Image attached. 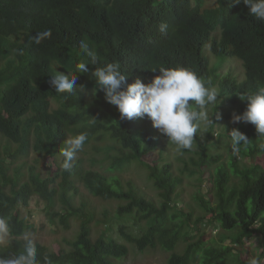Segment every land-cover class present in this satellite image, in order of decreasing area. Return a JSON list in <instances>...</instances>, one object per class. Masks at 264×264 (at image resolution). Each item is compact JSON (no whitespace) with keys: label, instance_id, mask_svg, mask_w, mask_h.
<instances>
[{"label":"trees","instance_id":"1","mask_svg":"<svg viewBox=\"0 0 264 264\" xmlns=\"http://www.w3.org/2000/svg\"><path fill=\"white\" fill-rule=\"evenodd\" d=\"M161 25L167 26L163 32ZM48 29L51 37L35 44L37 32ZM81 41L95 53V64L81 50ZM209 54L216 57L215 63ZM233 59L245 68L244 81L232 72L220 75ZM80 62L88 63L87 73L77 71ZM107 63L120 65L126 84L137 78L150 83L159 74L152 70L159 67L188 68L217 90V105H222H215V113L225 110L221 119L230 121L237 106L246 110L243 96L264 86V21L250 15L243 2L233 4L232 0H0V217L7 220L11 233L5 244L0 242V256L23 251V236L34 225L22 213L35 200H43L52 220L59 217L69 229L71 219L76 218L81 226L69 250L56 252L36 243L40 264H46L45 256L50 264H114L113 260L127 258L130 247L110 235L113 226L93 237V222L109 223L97 221L85 203L78 206L82 188L105 201L123 202L117 210L118 233L141 252L159 246L175 250L183 238L179 231L186 224L192 226L190 212L181 213L185 220L179 224L175 223L179 215L170 216L178 213L176 203L185 192V177L191 170H175L170 154H156L160 140L149 119H122L118 109L106 102L93 73ZM57 72L78 77L76 94L55 92L50 81ZM92 118L95 124L89 123ZM215 124L220 121L214 117L212 127ZM230 124L224 134L226 143H230L233 128L251 141L239 153L230 149L227 167L216 169L219 204L213 207L199 199L212 215L210 222L218 221L223 232L211 243L206 244L204 236L193 242L190 238L198 234L197 226L205 219L195 222L194 236L188 232L184 236L188 242L185 253H173L169 264L225 263L235 251L233 245L243 246L252 237L260 239L264 250V166L252 163L257 155L264 158V150L254 125ZM212 127L205 141L209 148L216 145ZM80 132L88 134L81 158L73 161L71 171H65L61 149L67 136ZM195 139L203 148L198 135ZM34 154L43 156L46 175L32 162ZM87 155L92 166L98 163V155L103 156L112 163L109 171L118 175L87 168ZM246 158L250 163L240 168ZM191 161L201 174L206 173L204 168L210 164L206 148L198 153V160ZM136 162L148 170L162 199L159 204L122 177L121 171ZM51 164L57 166L54 177ZM57 202L67 210L65 215L50 211ZM134 214L146 223L140 237L128 233L123 225ZM261 256L264 260V251ZM236 258L239 264H248L240 254Z\"/></svg>","mask_w":264,"mask_h":264},{"label":"clouds","instance_id":"2","mask_svg":"<svg viewBox=\"0 0 264 264\" xmlns=\"http://www.w3.org/2000/svg\"><path fill=\"white\" fill-rule=\"evenodd\" d=\"M241 2L249 8L250 15L257 20L264 21V0H232L233 4ZM166 27V25H161L160 30L163 32ZM51 35L50 29L37 32L33 42L39 45L42 41L49 39ZM80 48L91 58V63L97 62L95 53L89 50L87 43L81 41ZM209 60L215 63L216 57L209 54ZM236 64L240 65L242 76L235 73L233 68ZM77 71L87 73L88 63L80 62L77 65ZM152 71H158L159 74L154 76L148 84L143 83L139 78L134 83L126 84V77L121 74L118 63H107L102 67H97L93 75L97 79L98 89L105 94L106 102L118 109L122 119L147 118L151 121L152 127L157 129L159 140L160 136L170 140L177 146L178 151L190 150L194 144V137L201 127L207 128L213 125L214 117L220 123L222 122L221 114L225 110L215 113V110L222 105V103L217 105V90L206 85L203 78L185 67H159ZM230 72L239 78V81L245 80V68L240 60L233 59L225 64L220 70V75L225 76ZM77 79L78 77L72 73L57 72L51 79L50 85L56 93L76 94ZM79 90L83 91L84 86H79ZM95 91L93 90V95H95ZM241 100L247 102L246 110L240 115H232L230 123L254 125L258 137L261 139L259 147L264 150V86L244 95ZM228 122L226 120V123ZM89 123L95 124L96 119L92 118ZM216 125L211 126L214 131ZM214 131L212 135L218 137L220 134L214 133ZM87 139V132L67 136L64 147L61 149V155L64 158L62 168L65 171H71L73 161L77 153L83 150ZM250 141L239 129L231 130L230 146L234 154L239 153L242 147L249 145ZM161 152L166 156L170 154L167 149L162 147L160 140V147L157 148L156 154L160 155ZM10 237L9 224L4 217H0V242ZM23 240L25 242L23 251L11 257L0 256V264H40L35 240L29 234H24ZM233 247L236 249L235 247L239 246L233 245ZM44 260L46 264H50L48 257L45 256ZM248 264H262V262L257 257H251Z\"/></svg>","mask_w":264,"mask_h":264},{"label":"rangeland","instance_id":"3","mask_svg":"<svg viewBox=\"0 0 264 264\" xmlns=\"http://www.w3.org/2000/svg\"><path fill=\"white\" fill-rule=\"evenodd\" d=\"M233 69L237 75L242 76V69L239 64L234 65ZM53 105L54 107H57L56 103ZM240 108L241 104L236 107L233 115L242 114L243 112ZM221 121L222 122L218 126H215L214 131V133H219L220 135L218 137L212 135L214 139L213 141L216 145L210 148V144L206 146L205 141L209 135L212 125L207 128L201 127L196 134L199 136L203 148L199 146V141H197L194 137L192 149H183L178 151L177 146L174 143L163 137L161 138L160 136L161 145L169 151L171 155L169 160L173 163L175 170H180V168L185 169L187 167L191 171H197L196 173H192L191 171L187 172L188 174H186L184 186L185 192L183 193L180 201L178 200L176 203L178 213H170L171 218L173 214L180 216L179 219L175 220V223L177 224L181 223L182 220H185V217L183 218V216H181L183 211H185V213L190 212L192 216V226H188V224H186L183 229L179 231V235L181 236L182 234L183 238H181L177 248L173 251H168L159 246L156 249L148 248L144 252H141L135 245H132L125 239H122L118 233L117 221L119 220V217L117 210L123 205V202L118 200L105 201L94 197L85 188H82V193L78 199V206H82L85 203L89 209L95 212L97 221L106 220V222L109 223L105 224L103 222L104 224H97L96 222H93V237L98 238L107 231L108 226H113L114 230L110 233V235L114 236L119 242L130 247L129 256L127 258L113 260L114 264H169L173 253H185L188 247V242L185 240L184 236L186 232H188L190 236H194L195 231H193V229H195V222L202 219H205V221L197 226L199 228V232L197 235L190 238L192 239L191 241H199L200 239H203L204 236L203 241L207 244L208 242L211 243L214 241V239L218 240L220 238V234L223 232L221 224L216 220L210 222L212 215L207 214L205 207L199 199L202 198L204 203L210 204L213 207H216L219 204L216 185L214 183L215 172L218 167H227L231 161V146L229 145L230 143L225 142L226 135L224 134L227 133L226 127L228 126V128H230V122H232L231 120L228 123H226L225 120ZM221 134L224 135L222 140H220ZM205 148L210 157V164L208 167L204 168V171L208 170L209 172L207 171L206 173L201 174V172L198 171V168L193 165L191 159L194 158L198 160V153L201 151L203 152ZM80 156L81 153H77L74 162L81 158ZM33 158L32 162L40 168L39 172L46 175L47 172L44 169L43 156L34 154ZM86 159L88 160H86L87 168L99 170L109 176L118 175L116 171H109V168L112 167V163L106 160L103 156H97L98 163L95 166H92L89 161V155L86 156ZM36 160H39L38 163ZM249 163V159H242L239 166L240 168H243ZM252 163L258 165L262 164L264 166L263 156L257 155ZM51 165V175L54 177L57 174V166L54 164ZM189 174L195 175L190 176ZM121 175L124 180L126 179L127 183H135L139 186L148 199L154 200L157 204L162 201L159 191L155 188L153 181L149 179L148 170L140 163L136 162L130 167H126L123 171H121ZM231 178L232 181H235V176L231 175ZM127 183H125V186ZM196 196H198V199H196ZM46 205L47 204L43 200H41L40 203H38V200H35L29 209L23 211L22 216L28 219L30 224L34 225V229L29 231L27 234L35 240V243L42 244L53 251L59 252L61 248L69 250L71 248L70 242L75 241L80 233L81 221L76 218L71 219V226L67 229L61 223V219L59 217L52 220ZM50 211H56V213H60L61 215H65V213H67V210L58 202ZM120 221L121 219L119 222ZM123 225L127 227V232L133 234L135 237H140L143 230L146 229V223L141 221L135 214L126 217ZM7 240L8 238L1 243L5 244ZM262 245L263 244L260 239L252 237L249 240H246L243 246L235 247L236 249H234L235 251L228 261L218 264H239L236 258L237 254H240L243 260L248 261L251 257H257L262 264H264V260L261 256V253L264 251Z\"/></svg>","mask_w":264,"mask_h":264}]
</instances>
